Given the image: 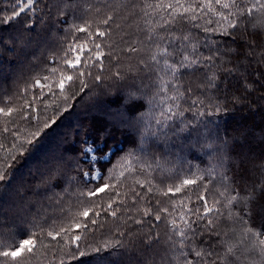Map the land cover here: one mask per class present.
I'll use <instances>...</instances> for the list:
<instances>
[{"label":"trees","instance_id":"16d2710c","mask_svg":"<svg viewBox=\"0 0 264 264\" xmlns=\"http://www.w3.org/2000/svg\"><path fill=\"white\" fill-rule=\"evenodd\" d=\"M176 2L42 0L38 15L44 18L35 24L28 26L23 16L0 21V108L13 109L11 116L0 113V175H5L0 181V250L38 237L35 254L25 264H184L185 259L197 264L196 250L205 254L200 264L213 259L216 264H264V254L248 233L264 232L260 91L234 103L233 92L239 95L235 81L210 89L207 70L200 66L173 75L170 66L183 58L178 52L167 64L152 60L165 46L157 36L188 35L206 55L210 52L203 45L215 42L213 47L228 52L225 59L235 63L237 53L247 50L245 41L257 54L264 52V30L257 33L238 22L239 32L229 29L236 33L232 36L205 32L219 17L198 8L196 21L186 15L173 20L168 16L172 9L159 5ZM241 2L248 0H237ZM14 5L15 0H0V14H8ZM105 14L116 22L104 25ZM75 26L88 27L87 35ZM97 31L107 34L99 37ZM93 41L102 46L99 62ZM70 45L85 48L83 66L76 70L64 63L73 58L66 57ZM68 75L73 81L65 79L60 90L58 81ZM36 80L50 84L52 93L40 89ZM89 146L95 159L88 156ZM97 171L99 180L90 179ZM184 179L197 183L186 186ZM105 184L109 187L103 193L85 195ZM254 187L255 206L239 203ZM204 195L209 206L219 201L215 207L223 213L215 217L212 231L203 221L191 223L196 220L193 209L202 213ZM230 195L237 196L231 204ZM246 208L253 209L250 217ZM229 211L236 219L229 218ZM241 216L247 228L237 222ZM77 223L87 227L77 229ZM190 224L198 232L194 238ZM180 231L188 234L184 244ZM49 232L60 236L53 239ZM245 240L251 244L245 246ZM228 247L233 254L225 259Z\"/></svg>","mask_w":264,"mask_h":264},{"label":"snow or ice","instance_id":"6c2138e0","mask_svg":"<svg viewBox=\"0 0 264 264\" xmlns=\"http://www.w3.org/2000/svg\"><path fill=\"white\" fill-rule=\"evenodd\" d=\"M40 3L42 0H15V5L12 10L8 14H0V21L3 23H11L12 21L16 20L20 17H25L27 19V25L31 26L35 24L36 19H43L42 15H38L42 10L39 8ZM216 5H218L222 9H228V13L220 11L217 12ZM161 8L172 9L171 12L168 13L169 17H172L174 20L177 15L187 16L192 21H196L198 17V8L200 9L201 13H208L210 15H216L219 19L216 21V26L209 29L207 27L204 28L205 32L211 31L213 33L219 31L225 36H232L236 33H230L229 29H237V32L240 31L239 25H244L245 22L247 23L248 27L257 31L264 30V0H248V3L245 4L243 2L237 3V0H229V2H222V0H201V4L194 7L193 4L184 5L177 0L175 4L169 3L167 5H159ZM234 9V11H233ZM109 21L115 23L116 21L105 14V18L103 19V24L111 26ZM171 20L168 17H165V24H170ZM207 24L213 23L212 20H207ZM226 25V26H225ZM75 31L84 33L87 35L88 27H80L75 26ZM95 31V30H94ZM105 31H97L96 35L99 37L106 36ZM160 42L164 43V47L160 50V57L158 58L156 55L152 56V60L156 61L157 63L163 59L165 64L168 63V57L172 56L173 52H178L182 54V60H180L177 64H172L171 71L173 75L175 73L180 72L181 69L187 68L189 66H200L207 70L206 72V82L207 87L210 89H217L221 84L230 83L235 81L237 84V91L233 92L232 94V101L234 103H242L249 99L250 95L254 94L257 91H260L259 99L264 101V52L257 54L256 49L253 45L245 41L247 46V50L243 52L237 53L238 59L234 63L231 58L225 59L226 56L229 55L228 52H221L219 47H213L215 42L212 44H204L203 46L207 48L210 54H205L200 50V42H196L193 39H190L188 35L183 36L182 38L174 37V36H157L156 38ZM95 44V41H93ZM159 47V45H157ZM100 44H95V59L96 61H101L103 58V53L100 51L101 49ZM172 48V51L169 48ZM133 51L135 49H132ZM85 53V48L83 45H70L69 50L66 53V57L71 55L73 58L64 59V63L73 70L82 67V54ZM88 56L91 58L92 56V49L87 50ZM55 71V69H53ZM83 75V73H81ZM65 79L69 82L73 81V76L68 75L66 77H62L58 81V87L60 90L65 89ZM99 79V77H97ZM43 80L46 82L49 80L48 76L43 77ZM35 84L40 88L44 89L47 87L48 92L52 93V86L50 84L42 83L41 80H36ZM198 103V102H196ZM50 105H45V107H49ZM25 107H30V105H25ZM216 111L222 110L220 105L214 106ZM171 109L169 112L171 113ZM0 113H4L5 115L11 116L13 113L12 108H0ZM163 115V113H162ZM14 122V121H13ZM45 126H47V122H45ZM35 135V133H32ZM261 172L264 173V162H261L259 165ZM5 180V175H0V181ZM183 185H195L197 181L195 179H184L182 181ZM109 185L105 184L103 187H97L96 189L89 191L85 195L92 197L96 196L97 193H103ZM260 189L264 191V183L259 185ZM172 191V189H169ZM176 192L180 191V188L175 189ZM231 191L236 192L237 189L232 188ZM255 187L249 192L245 191V194L241 196L239 203L245 202H252L253 207L255 206ZM200 200L202 201V213L199 209H193L192 214L196 217L195 221H192V224H195L197 221H203L204 228L206 230H215L216 224L214 223V219L216 216L222 215V211L220 208L215 207L216 203L219 201H214L213 206H209L207 196H201ZM237 200V196L230 195L227 197V202L231 204L233 201ZM112 205L109 204L108 208L111 209ZM252 208H246L245 212L250 214L252 212ZM149 215L150 213H145ZM215 214V216H213ZM89 211L85 210L83 212V217H89ZM94 216H99V212H94ZM112 216H116V212H111ZM229 218L236 219V214L229 211L228 213ZM155 219L159 221L161 216L159 214L155 215ZM240 224H244L245 228H247V224L244 221V218L241 216L238 221ZM91 224H96V220L92 219L90 221ZM77 229L81 227H87V223L80 224L77 223L75 225ZM199 227V224H197ZM66 233L68 229H63ZM189 231H192L191 224L189 225ZM249 236H253L256 239V247H259L261 254H264V232H253L251 229H248ZM181 239V243L184 244V238L188 235L184 231L179 232ZM198 235V232L192 231L193 238ZM48 236H52L55 239V236H60V232H56L55 236H53L52 232L48 233ZM241 236L243 237V232H241ZM37 239H22L19 243H14L9 247H4L3 250H0V264H25L27 256H32L35 254L34 249L37 244ZM81 239L80 235H76L74 237L75 241H79ZM2 243V242H0ZM244 245L247 246L251 244V240L243 241ZM233 254L232 247L227 248V252L225 254V259L228 258L229 255ZM83 255V253H81ZM205 254L202 253L200 250L195 251V257L199 258L197 260V264H200V259L203 258ZM211 255V254H208ZM184 264H192L191 261L185 259ZM212 264H216L215 259L212 260Z\"/></svg>","mask_w":264,"mask_h":264},{"label":"rangeland","instance_id":"374dc122","mask_svg":"<svg viewBox=\"0 0 264 264\" xmlns=\"http://www.w3.org/2000/svg\"><path fill=\"white\" fill-rule=\"evenodd\" d=\"M88 156H89L90 159H95L96 158L95 153H94V148L91 147V146L88 147ZM100 176H101V172L97 171L93 175H89V178L90 179H94V180H99Z\"/></svg>","mask_w":264,"mask_h":264}]
</instances>
